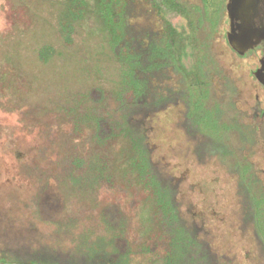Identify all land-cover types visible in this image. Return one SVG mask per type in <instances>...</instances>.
<instances>
[{"label":"trees","instance_id":"trees-1","mask_svg":"<svg viewBox=\"0 0 264 264\" xmlns=\"http://www.w3.org/2000/svg\"><path fill=\"white\" fill-rule=\"evenodd\" d=\"M144 1L160 18V29L131 23L130 18L137 15L130 0L51 1L54 23L41 25L35 33L38 39H49L40 41L34 52L42 64L55 58L70 60L98 79L97 86L78 94L70 105L66 100L60 108L67 111L76 143L86 147L93 144L98 154L87 161L75 155L69 162L71 170L84 171L87 167L85 174L91 175V185L97 188L96 201L106 233L96 238L85 233L75 236L61 216L65 210L61 195L45 190L37 201L40 217L57 228L55 237L68 236L70 245L53 237L50 243L38 238L33 245L29 232L14 234L0 225V239L6 241L0 249L5 262L223 264L200 236L205 225L185 224L176 199L177 182L152 160L150 119L171 106L182 105L180 127L197 161L207 163L218 158L223 163L234 162L230 172L237 176L241 229L250 233L257 257L264 264V189L250 165L237 157L245 144L260 142L263 126L256 119L263 112L253 110L249 125L224 121L225 110L211 92L213 59L208 38L200 35L201 26L208 23L228 44L229 29L219 28L227 13V0H201L202 8L183 0ZM168 15L182 18L185 27L178 30L167 20ZM23 16L26 27L36 29L38 18ZM224 21L229 25L228 17ZM84 34L86 43H78ZM187 48L191 50L190 69L182 63ZM16 70L0 66L1 97L12 94L20 79L27 82L26 89L31 88L33 81ZM106 77L111 78L109 89L103 87ZM172 80L174 85L169 83ZM235 136L239 149L234 145ZM84 180L73 179V183ZM148 201L153 207L151 215L144 210Z\"/></svg>","mask_w":264,"mask_h":264},{"label":"rangeland","instance_id":"rangeland-1","mask_svg":"<svg viewBox=\"0 0 264 264\" xmlns=\"http://www.w3.org/2000/svg\"><path fill=\"white\" fill-rule=\"evenodd\" d=\"M51 1L0 0V66L14 67L33 81L31 88L26 89L27 82L22 83L20 79L15 82L12 94L0 96V225L7 226L14 234L29 232L34 237L30 240L33 245L38 238L50 243L53 237L54 241L69 246L68 236L55 237L57 228L42 221L37 201L45 190L59 194L65 209L61 216L75 236L81 233L91 238L105 235L96 201L97 188L91 185V175L85 174L87 167L84 171L71 170L69 162L75 155L87 161L98 154L93 144L86 147L84 143H76L67 111L60 108L66 100L70 105L79 98L78 94L97 86L98 79L92 73L87 75L84 66L70 60L55 58L48 64L39 62L34 51L40 41L49 38L38 39L35 33L41 25L54 23ZM130 1L137 15L130 18L131 23L161 28L160 18L144 0ZM183 1L203 7L201 0ZM24 14L38 18L36 29L26 27ZM223 16L227 19L226 12ZM166 18L178 30L185 27L180 17L168 15ZM224 19L219 28L228 30ZM200 35L208 38L213 59L211 92L225 110L224 121L249 125L253 110L263 112V116L256 119L263 126L260 142L245 144L237 157L250 165L264 189V87L253 75L263 59V49L259 47L240 56L228 46L222 33L213 32L208 23L201 26ZM83 41L86 43L87 34L78 43ZM90 44L94 47L95 42L91 40ZM182 63L186 69L191 68L190 48L186 49ZM109 78L103 83L106 89L112 86ZM169 83L174 85L175 80ZM183 111V106L178 105L158 112L149 121L148 133L153 162L177 182L176 199L181 217L188 227L205 225L200 236L223 264H262L250 233H243L241 229L237 176L230 172L234 162L223 163L213 158L199 163L190 140L180 127ZM234 138V145L239 149L241 145L236 136ZM79 178L85 180L74 184L73 179ZM144 210L152 214L150 201L145 203ZM5 245L6 241L0 239V249ZM2 255L0 253V264L8 263Z\"/></svg>","mask_w":264,"mask_h":264},{"label":"water","instance_id":"water-1","mask_svg":"<svg viewBox=\"0 0 264 264\" xmlns=\"http://www.w3.org/2000/svg\"><path fill=\"white\" fill-rule=\"evenodd\" d=\"M226 11L229 20L227 42L238 55L243 56L264 41V0H228ZM260 64L255 78L264 87V58Z\"/></svg>","mask_w":264,"mask_h":264},{"label":"flooded vegetation","instance_id":"flooded-vegetation-1","mask_svg":"<svg viewBox=\"0 0 264 264\" xmlns=\"http://www.w3.org/2000/svg\"><path fill=\"white\" fill-rule=\"evenodd\" d=\"M227 3H228V0H227ZM229 32V31H228ZM259 47H261L262 49H263V58H264V41L262 42V43H260L259 45H257V46H255L253 49H250V50H247L246 52H245V54H244V56L245 55H247L251 50H256L257 48H259ZM262 59H260V61H261ZM261 68V64H260V66L258 67V68H256L255 69V71H254V75H255V72L257 71V70H259Z\"/></svg>","mask_w":264,"mask_h":264}]
</instances>
